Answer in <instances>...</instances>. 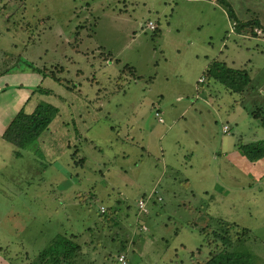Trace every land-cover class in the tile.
Listing matches in <instances>:
<instances>
[{
    "label": "rangeland",
    "instance_id": "1",
    "mask_svg": "<svg viewBox=\"0 0 264 264\" xmlns=\"http://www.w3.org/2000/svg\"><path fill=\"white\" fill-rule=\"evenodd\" d=\"M253 19L259 34L238 26ZM213 60L246 70L241 95L197 82ZM25 61L73 103L41 134L51 151L0 138V264H43L62 239L70 264H192L234 224L264 264V155L237 147L264 134V0H0V74Z\"/></svg>",
    "mask_w": 264,
    "mask_h": 264
},
{
    "label": "trees",
    "instance_id": "2",
    "mask_svg": "<svg viewBox=\"0 0 264 264\" xmlns=\"http://www.w3.org/2000/svg\"><path fill=\"white\" fill-rule=\"evenodd\" d=\"M221 2L225 5V2ZM226 10L229 17L234 16L228 6H226ZM240 24H249L251 26L250 32L253 35L256 34L253 29L260 25L259 21L256 19L247 21V23L240 22L238 26ZM260 28L262 29V27ZM25 64L26 67L41 73L42 76L46 75L45 67H36L30 61H25ZM125 66L130 67L127 65ZM201 77L203 79L201 81L198 80V83H203L206 78L217 80L220 81L230 92L240 95L244 92L250 81L245 69L233 68L227 66L224 62L217 60H213V63L207 66L202 72ZM51 78L57 82L61 80L60 78H56L53 73L51 74ZM35 90L45 94L56 95L50 89L41 86H38ZM154 110L158 114H161L157 107H154ZM58 112L59 109L55 105L42 100L37 102L35 108L30 113H26L23 109H20L6 126L2 133V138L15 148L14 153L16 156L21 154L19 150L37 151V142L40 135L46 128H48ZM248 112L250 115L257 117V114H255L256 110H249ZM260 119L261 124L264 127V116H261ZM237 147L242 150L246 158L251 161H255L264 155V139L251 141L249 143L238 142ZM107 214L106 216H108ZM234 225L236 227L238 226V228L228 227L229 229H224L223 232L220 231L215 233V236L222 240V248L218 247L217 249H212V252L207 259L202 261L196 260L197 262L193 261L192 264H251V259L247 252L232 247L233 237H237V240L239 241L240 238L248 234L249 229L248 227H242L239 224ZM238 231L242 232V234L239 235ZM61 242L60 252L51 247H44L37 257L39 262L43 264H70V261H73L76 256L75 251L77 248L69 239H62ZM212 247L215 248L216 245H213Z\"/></svg>",
    "mask_w": 264,
    "mask_h": 264
},
{
    "label": "crops",
    "instance_id": "3",
    "mask_svg": "<svg viewBox=\"0 0 264 264\" xmlns=\"http://www.w3.org/2000/svg\"><path fill=\"white\" fill-rule=\"evenodd\" d=\"M28 58L31 59V61H33V58L31 56H29ZM34 65L38 67L37 64H34ZM43 67L45 66L43 65ZM198 79H197V82H198ZM58 84L64 86V84L62 83V80H60L59 82H55L54 80H52L50 76H47V75L42 76L39 72L31 68H28L26 66L21 67L17 63L13 64L6 71L2 72L0 74V106L3 107L4 104H6V107L4 110H2L1 114L2 113L3 114L0 116V138L3 139L2 138L3 131L5 130L6 126L9 124L11 119L14 117V115L20 109H23L26 113H30L33 111L37 102H39L40 100L46 101L48 103L55 105L59 109L58 114L59 113L65 114L67 111V108L64 106L58 105V104H60V101H62V103L67 102V104H68V100L70 101V103H73V102L70 97V92L67 89H66L67 91L62 90L61 93L55 91L56 88H61L60 86H58ZM38 86L48 88L53 93H55L56 94L55 97H57V102L55 103L52 102L51 100L52 94H45L40 91H36L35 89ZM85 97H87L86 94H85ZM195 98L197 99V97ZM77 100L78 99H75L74 103L76 107L80 109L79 110L81 112V114H79V118H80L83 114H86L88 112L86 111L83 104L77 103ZM202 101L205 102V100H202ZM100 104H101L100 102L98 104L96 103V105L98 106V109H100ZM189 107L195 108L193 104L191 105L189 104L181 110L180 115L184 113ZM50 125L51 123L49 124V126ZM238 129L240 128L238 127ZM79 135H81V133ZM253 136L251 138L252 141L264 139L263 133L261 134V136H257V135L254 137ZM40 137H41V142L43 143L41 150H44L46 148V151L48 150L51 151L52 146H50L48 139L45 137V135L43 136V139H42V135H40ZM46 144H49V145H46ZM39 146L40 144H38V148ZM234 151H237V149L235 148L231 150L230 152H234ZM239 152L240 150H238V162L247 159L246 156H244L243 154H240ZM254 166H256V164H254Z\"/></svg>",
    "mask_w": 264,
    "mask_h": 264
},
{
    "label": "built area",
    "instance_id": "4",
    "mask_svg": "<svg viewBox=\"0 0 264 264\" xmlns=\"http://www.w3.org/2000/svg\"><path fill=\"white\" fill-rule=\"evenodd\" d=\"M232 25L234 26V25H235V22H232ZM147 26H148L150 29H154V28H155V27H154V24H153L152 21H148V22H147ZM255 31H256L257 34H259V30H258V29H255ZM202 79H203V78L200 77L198 80L201 81ZM157 114H158V113H157ZM159 121H161L160 118H159ZM222 130H223V132H228V130H229V126H228V125H224ZM145 204H146L145 200H143L142 198H140L139 201H138V207L141 208V209H143L142 214H145L146 211H147V209H146V207H145ZM101 210H103V208H101ZM117 262H118V264H129V263L126 261V259L124 258L123 255H120V256L117 258Z\"/></svg>",
    "mask_w": 264,
    "mask_h": 264
}]
</instances>
